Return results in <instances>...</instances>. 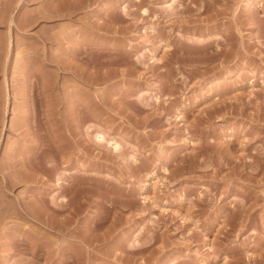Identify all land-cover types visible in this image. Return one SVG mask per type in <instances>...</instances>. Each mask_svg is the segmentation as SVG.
Instances as JSON below:
<instances>
[{
  "label": "rangeland",
  "instance_id": "374dc122",
  "mask_svg": "<svg viewBox=\"0 0 264 264\" xmlns=\"http://www.w3.org/2000/svg\"><path fill=\"white\" fill-rule=\"evenodd\" d=\"M0 264H264V0H0Z\"/></svg>",
  "mask_w": 264,
  "mask_h": 264
},
{
  "label": "bare ground",
  "instance_id": "6f19581e",
  "mask_svg": "<svg viewBox=\"0 0 264 264\" xmlns=\"http://www.w3.org/2000/svg\"><path fill=\"white\" fill-rule=\"evenodd\" d=\"M10 44H12V40H11V39H10ZM9 90H10V89L7 88V94H8V95L10 94V93H9ZM103 137H105V136H103L102 134L99 135V138H100V139H104ZM112 143H114L113 145L115 146V148L118 147V146H117V145H118L117 141H116V142L114 141V142H112Z\"/></svg>",
  "mask_w": 264,
  "mask_h": 264
}]
</instances>
